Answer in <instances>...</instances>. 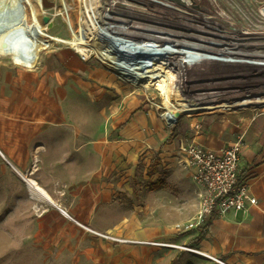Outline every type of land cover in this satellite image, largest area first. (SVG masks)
<instances>
[{
  "label": "rangeland",
  "instance_id": "obj_1",
  "mask_svg": "<svg viewBox=\"0 0 264 264\" xmlns=\"http://www.w3.org/2000/svg\"><path fill=\"white\" fill-rule=\"evenodd\" d=\"M9 1L0 0V4ZM176 1L183 5L178 4L179 9L209 19L218 28L236 27L232 31L237 34L264 33V13L251 0H236L239 5L235 0ZM6 10L15 15L14 6ZM24 12L30 25L35 18L37 30H44L45 48L34 69L0 56V151L4 153L3 142L11 140L8 129L14 125L54 135L67 164L77 168L68 213L83 225L68 226L63 220L70 221L58 211L31 205L34 202L23 195L24 185L12 177L0 155V264L224 263L180 246L178 239L197 229L182 232L176 226L201 212L207 187L183 164L177 148L190 143L228 147L239 141L244 148L254 125L264 123V104L250 105V101L264 100V72L246 75V64L232 59L208 73L190 70L178 81L177 74L183 70L172 68L173 102L200 98L202 105L192 106L200 117H181L180 123L168 126L159 116L162 94L155 86L133 85L95 57L85 61L68 45L52 40L85 36L88 28L83 16L86 32L69 26L61 0H42L34 17L29 6ZM247 13L255 23L252 31L243 25L249 19ZM90 16L91 27L116 39L117 24L107 27L91 9ZM135 25L159 28L153 23ZM105 46L110 45H103V50ZM123 47L133 46L124 41ZM117 58L130 64L137 61L131 56ZM194 85L197 93L186 97ZM232 111L238 118L221 127V117ZM201 115L210 124L200 123ZM156 156L161 162L151 167ZM159 182L162 188L153 190L151 186Z\"/></svg>",
  "mask_w": 264,
  "mask_h": 264
},
{
  "label": "bare ground",
  "instance_id": "obj_2",
  "mask_svg": "<svg viewBox=\"0 0 264 264\" xmlns=\"http://www.w3.org/2000/svg\"><path fill=\"white\" fill-rule=\"evenodd\" d=\"M235 2L238 4L236 0ZM6 4L5 2L0 4V56H10L16 64L34 69L39 53L45 48V34L43 29L37 30L38 22L35 18V24H29L28 16L24 14V11L25 7L29 6L31 15L36 16L41 9L42 0H10ZM61 4L72 29L77 28L79 32L81 29L85 31L86 25L81 18L83 16L90 38L85 31V36L76 35L70 40L54 36L52 40L68 45L85 61L95 57L125 80L132 82L133 85L136 84L135 82L143 83L145 86L140 88L146 89L155 86L156 90L162 94V106L158 108V111L162 112L160 116L164 120L170 121L169 123L178 124L181 122V117L190 120L200 117V115L194 114V107L202 105L200 98H180L181 103L173 102V84L170 73L172 68L183 70L181 74H177L178 81L186 77L190 70H196L195 73H208L213 67L226 65V62H232V59L246 64L244 66V69L248 71L244 73L246 75L264 72V33L249 31L237 34L232 31L236 30V27H232V30L218 28L209 19L179 9L177 5L180 3L176 0H102V2L99 0H78V2L61 0ZM251 4L256 10L264 13V0H251ZM180 5L183 7L182 4ZM13 6L15 15L6 10ZM90 9L94 16L105 20L103 24L107 27L110 28L117 24L120 29L116 32L117 40L115 38V40H110V34L104 32L103 29V33H99L98 30L91 27L94 24L90 16ZM78 10L82 13L80 16ZM202 10L205 13L210 11L206 8ZM246 15L249 19L245 20L243 25L252 31L255 28L254 20L248 13ZM217 21L222 24L220 20ZM141 22L148 25L153 23L159 28L150 29L135 25H140ZM124 41L130 42L133 46L132 49L122 48ZM106 44L110 46H105L106 48L103 50V45ZM117 56H131L137 61L130 64L120 60ZM200 66L202 68H199ZM154 81L155 83H153ZM192 89V92L186 93V97L197 93L195 85ZM250 102L251 106L264 104V100L260 99ZM236 114L238 113L232 111L221 117L223 120L221 127L236 120L238 118ZM199 119V122L205 126L210 124V121L205 120L204 115H201ZM24 180L27 181L29 194L32 198L49 200L34 180L26 177ZM60 213L68 218L66 212ZM184 250L195 253V251Z\"/></svg>",
  "mask_w": 264,
  "mask_h": 264
},
{
  "label": "crops",
  "instance_id": "obj_3",
  "mask_svg": "<svg viewBox=\"0 0 264 264\" xmlns=\"http://www.w3.org/2000/svg\"><path fill=\"white\" fill-rule=\"evenodd\" d=\"M254 126L242 149L238 174H241V181L250 187L256 204L237 214L221 216L216 213L209 224L178 239L180 246H189L206 259H219L224 264H264V123ZM8 132L11 140H4V153L0 151V155L8 163L12 177L24 185L23 195L34 202L31 205L43 210L66 212L68 218H65L70 222L64 219L63 223L68 226H82L68 213L71 210L70 198L75 197L71 187L76 186L77 168L67 164V156L61 154L59 145L56 146L54 135L39 130L29 132L22 124L11 126ZM76 145L74 143L75 149ZM203 146L212 150L224 148L222 144ZM24 177L34 180L49 200L32 198ZM168 224L172 226L173 223ZM52 226L56 225L53 223Z\"/></svg>",
  "mask_w": 264,
  "mask_h": 264
},
{
  "label": "built area",
  "instance_id": "obj_4",
  "mask_svg": "<svg viewBox=\"0 0 264 264\" xmlns=\"http://www.w3.org/2000/svg\"><path fill=\"white\" fill-rule=\"evenodd\" d=\"M161 113L159 112V116ZM164 121L168 126L173 125L170 121ZM242 149V141L220 150H212L196 143L179 145L178 156L194 178L207 187V197L201 212L190 222L178 224V230L187 232L206 226L214 209L219 215L225 216L245 212L248 207L256 204L250 187L238 180ZM187 250L201 254L194 249Z\"/></svg>",
  "mask_w": 264,
  "mask_h": 264
},
{
  "label": "trees",
  "instance_id": "obj_5",
  "mask_svg": "<svg viewBox=\"0 0 264 264\" xmlns=\"http://www.w3.org/2000/svg\"><path fill=\"white\" fill-rule=\"evenodd\" d=\"M160 162H161L160 158L156 156L151 162V167L157 166L158 164H160ZM238 180H239V182L241 181V174H238ZM151 187H152L153 190H159V189L162 188V183L159 182V183L153 184ZM215 215H216V211L214 209L212 214L210 215V218L213 219ZM187 264H192V263L190 262V263H187Z\"/></svg>",
  "mask_w": 264,
  "mask_h": 264
}]
</instances>
